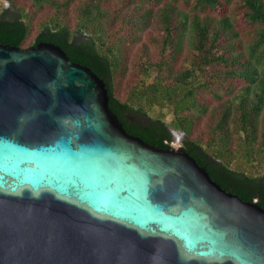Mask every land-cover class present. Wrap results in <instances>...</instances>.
I'll list each match as a JSON object with an SVG mask.
<instances>
[{
	"label": "water",
	"instance_id": "1",
	"mask_svg": "<svg viewBox=\"0 0 264 264\" xmlns=\"http://www.w3.org/2000/svg\"><path fill=\"white\" fill-rule=\"evenodd\" d=\"M170 133H128L59 45L0 43V264H264V209Z\"/></svg>",
	"mask_w": 264,
	"mask_h": 264
},
{
	"label": "trees",
	"instance_id": "2",
	"mask_svg": "<svg viewBox=\"0 0 264 264\" xmlns=\"http://www.w3.org/2000/svg\"><path fill=\"white\" fill-rule=\"evenodd\" d=\"M7 1L14 10L0 13V43L22 49L28 40L31 45L40 41L59 45L71 61L88 66L103 79L109 107L128 133L156 147L170 146L168 125L144 118L146 112L136 106L138 102L147 107L169 105L174 127L185 136L192 134L196 119L208 113L211 146L222 152L238 143L242 162H264V0L163 4L162 0H24L31 10L17 3L20 0ZM149 3L159 6L153 11L146 6ZM183 5L188 10L180 8ZM44 8L51 12L48 20L34 25L35 14ZM70 11L72 29L65 22ZM152 18L159 32L155 55L144 54L139 63L134 60L129 76L126 43L139 39L137 34L152 26ZM187 31L192 35V52L177 61ZM242 35L248 36L245 41ZM124 77L130 82L129 93L121 100L115 85ZM206 94L217 100L216 105L208 108ZM180 148L226 191L247 201L259 193L264 208V174L233 169L220 154L193 139H186Z\"/></svg>",
	"mask_w": 264,
	"mask_h": 264
},
{
	"label": "rangeland",
	"instance_id": "3",
	"mask_svg": "<svg viewBox=\"0 0 264 264\" xmlns=\"http://www.w3.org/2000/svg\"><path fill=\"white\" fill-rule=\"evenodd\" d=\"M165 1L169 0H162L161 4H163ZM236 1V0H235ZM22 6H25L27 9H30L29 3L24 0L17 1ZM151 4V5H150ZM235 5V2H232L229 6L230 9H232ZM13 7L10 5V3L7 0H0V11L4 10L7 7ZM147 7H151L153 11H155L159 5L155 3H149L146 5ZM180 8L184 10H188V7H185L184 5L181 6ZM72 9V8H71ZM31 10V9H30ZM46 14V16H45ZM51 12L48 9H42L41 11H38L35 14L33 23L34 25L37 23H42L46 22L48 17L50 16ZM154 15V14H153ZM45 19V20H44ZM153 19H151L152 26L147 27L143 31L139 32L137 35H139V39H134L129 40L126 43L125 46V60L128 64V70H127V75H131L134 70V65L133 61L138 58V63L142 55L148 54V56L152 57L155 55L156 52V40L159 39V32L158 29L155 26V23L153 22ZM68 23V26L72 29L74 27V14L70 11L68 15L66 16L65 19ZM239 24L236 23V27H238ZM240 26V25H239ZM244 32V31H243ZM247 35H242L243 40L245 41L247 39ZM32 40H28L25 44V47L31 44ZM192 52V35H189V31H187L186 38L184 39L183 42V48L180 52H178L179 56H176L177 61L184 59L190 55ZM178 63V62H177ZM128 76V77H129ZM129 85L130 82L127 77L120 78L118 82H116L115 85V94L121 99V100H126L128 96V90H129ZM206 100L209 102L208 108H211L212 106L216 105L217 100L213 99L209 94H206L204 96ZM142 102H138L136 106H141L146 114L145 116L148 118H151L153 120H160L165 122L169 129L173 130H179L184 134V131L181 130V128H175L173 125V119L174 115L172 112V108L169 105H163V106H154V107H147V106H142ZM208 113L205 114L204 116H200L198 119H196V124L194 125V129L192 131V134L190 136H184L187 139H193L196 140L197 142L201 143L206 149L210 150L213 153H218L220 154V159L223 161L227 162L231 168L236 169V170H242L248 175H255V176H260L264 174V162L261 164L257 162H253L252 164H249L248 162H242L241 158L238 156L237 153V148H238V143L232 144L229 150H224L220 152L217 150L216 145H212L209 142L210 141V136L211 132L210 129L208 128ZM210 146V148H209Z\"/></svg>",
	"mask_w": 264,
	"mask_h": 264
},
{
	"label": "flooded vegetation",
	"instance_id": "4",
	"mask_svg": "<svg viewBox=\"0 0 264 264\" xmlns=\"http://www.w3.org/2000/svg\"><path fill=\"white\" fill-rule=\"evenodd\" d=\"M260 194L259 193H256L255 195H254V198L252 199V200H250V201H253V202H256L258 205H260ZM261 206V205H260ZM262 207V206H261ZM263 208V207H262ZM264 209V208H263Z\"/></svg>",
	"mask_w": 264,
	"mask_h": 264
}]
</instances>
